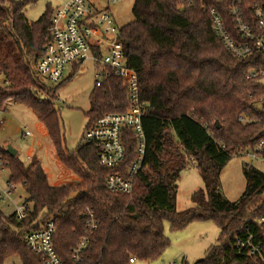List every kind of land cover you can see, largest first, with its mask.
Returning <instances> with one entry per match:
<instances>
[{"label": "trees", "instance_id": "obj_1", "mask_svg": "<svg viewBox=\"0 0 264 264\" xmlns=\"http://www.w3.org/2000/svg\"><path fill=\"white\" fill-rule=\"evenodd\" d=\"M36 2L0 0V112L7 111L10 101L32 110L59 164L76 180L53 186L37 157L26 165L0 143L10 180L22 187L32 206L21 222L0 207V264L13 257L21 264H43L24 235L50 220L55 224L54 249L64 264L154 263L171 243L165 222L171 232L193 222H213L220 229L216 244L194 264H264V235L257 223L264 214V174L244 163L246 187L235 202L225 198L220 181L235 150H254L264 142V77L248 78L251 71L264 73V62L258 55L233 57L212 30L210 11L215 8L230 25L228 1L135 0L134 20L120 28L144 108V165L131 195L106 189L108 171L97 163V149L82 144L84 133L74 151L66 148L55 107L64 81L48 88L37 72L54 9L48 5L38 20L29 22L26 8ZM78 70L72 69L70 76ZM88 99L84 131L97 118L128 108L126 89L113 72L94 86ZM128 137L125 162L130 164L136 140L130 132ZM192 166L203 188L192 193V207L177 211L178 181ZM249 233L261 238L263 259L236 246V239ZM84 238L87 247L76 253Z\"/></svg>", "mask_w": 264, "mask_h": 264}, {"label": "built area", "instance_id": "obj_2", "mask_svg": "<svg viewBox=\"0 0 264 264\" xmlns=\"http://www.w3.org/2000/svg\"><path fill=\"white\" fill-rule=\"evenodd\" d=\"M119 1L112 0L113 4ZM227 1L230 25L226 24L218 9L210 11L215 36L233 57L242 59L258 55L264 62V0ZM48 33L45 54L37 65V72L44 82L57 86L66 79L69 68L72 72L75 67L80 68L88 62L94 65L96 87H100L109 72L122 81L128 108L122 113H108L93 121L84 131V143L92 144L97 149V163L108 171L106 189L114 194L131 195L135 178L144 165V108L138 75L128 66L120 43V27L108 8L95 9L89 0H67L54 10ZM250 77H264V73L251 71ZM129 132L136 140V150L134 160L127 164L126 141ZM22 136L32 137L33 133L24 129ZM246 152L253 160L264 159V142ZM18 187L20 185L10 180L8 157L0 155V207L9 209L5 215H12L21 222L29 216L32 206L25 193L23 199L16 197ZM257 223L264 235V214L257 219ZM91 226L96 228L95 223ZM54 233L55 224L50 220L40 230L24 235L26 245L42 258L43 264H64L54 249ZM87 244L88 241L82 239L76 253L85 249ZM236 246L246 249L251 256L263 259L261 238L253 234L249 233L245 239H236ZM134 262V259L130 260L131 264Z\"/></svg>", "mask_w": 264, "mask_h": 264}, {"label": "rangeland", "instance_id": "obj_3", "mask_svg": "<svg viewBox=\"0 0 264 264\" xmlns=\"http://www.w3.org/2000/svg\"><path fill=\"white\" fill-rule=\"evenodd\" d=\"M66 1L37 0L36 3L27 6L26 17L29 22H35L44 13L48 5L55 10ZM134 2L135 0H120L113 4L112 0H89V3L95 9L108 8L120 28L134 20ZM93 66L91 62L86 63L72 77L70 76L71 68H69L66 79L62 84L60 83L61 85L56 94L55 107L60 114L66 148L71 152L82 142V135L88 121L85 115L89 109L88 97L95 86V69ZM45 84L48 88L56 87V85L46 82ZM7 103V111L0 112L1 145H14L18 141L20 143L17 146L18 155L26 165L30 161L28 152L33 149L30 156H35L40 160L43 169L46 170L48 177L50 176L51 185L56 179L60 180L58 185L75 182L76 178L58 163L47 133L40 126L32 110L14 101ZM24 129L30 130L33 136L30 138L23 137L22 132ZM246 151L243 148L235 150L231 154V160L220 175L223 194L230 202L237 201L245 191L246 179L242 169L244 163L252 165L264 174V159L253 160L249 155H246ZM6 173L8 174V172ZM201 188H203V183L197 169L190 167L185 170L178 181L177 211L192 207L191 195ZM24 196L22 187H18L16 197L23 199ZM1 210L4 214L9 213V209L5 207H1ZM219 232L220 229L213 222H193L179 232H171L169 223L165 222L164 234L170 239L171 243L161 258L151 264H183V261L187 264H194L202 260L208 249L216 244ZM5 264H21V261L18 257H13L8 259ZM136 264L149 263L136 261Z\"/></svg>", "mask_w": 264, "mask_h": 264}, {"label": "crops", "instance_id": "obj_4", "mask_svg": "<svg viewBox=\"0 0 264 264\" xmlns=\"http://www.w3.org/2000/svg\"><path fill=\"white\" fill-rule=\"evenodd\" d=\"M40 126L42 127V128H44L41 124H40ZM44 130H45V128H44ZM45 132L47 133V131L45 130ZM48 136V135H47ZM26 138H30V137H26ZM17 144V145H16ZM20 145V143L17 141V142H15L14 143V145H11L12 147H14L16 150H17V146H19ZM9 146V145H8ZM6 148H7V146H6ZM32 152H33V149H30L29 150V152H28V158H29V160L31 159V154H32ZM17 154H18V150H17ZM30 162V161H29ZM59 163V162H58ZM41 165H42V163H41ZM193 168H195L194 166H192ZM43 168V167H42ZM45 170V169H44ZM46 171V170H45ZM50 177V176H49ZM73 178V177H72ZM61 179V178H60ZM50 180V179H49ZM73 180V179H72ZM58 181L60 182V180H58V179H56V180H54V183H53V185H55V186H57L58 185ZM133 264H136V262H134Z\"/></svg>", "mask_w": 264, "mask_h": 264}, {"label": "water", "instance_id": "obj_5", "mask_svg": "<svg viewBox=\"0 0 264 264\" xmlns=\"http://www.w3.org/2000/svg\"><path fill=\"white\" fill-rule=\"evenodd\" d=\"M6 151L11 157H14L17 155V150L14 147H12L11 145L7 146ZM201 261L202 260H199L197 262H201Z\"/></svg>", "mask_w": 264, "mask_h": 264}]
</instances>
